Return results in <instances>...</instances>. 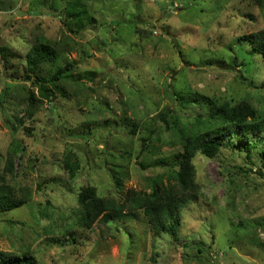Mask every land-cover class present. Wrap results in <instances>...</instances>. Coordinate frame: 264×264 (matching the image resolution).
<instances>
[{"label":"rangeland","instance_id":"obj_1","mask_svg":"<svg viewBox=\"0 0 264 264\" xmlns=\"http://www.w3.org/2000/svg\"><path fill=\"white\" fill-rule=\"evenodd\" d=\"M75 2L89 16L81 28ZM263 26L264 0H0V181L25 200L0 212V259L264 264L262 133L248 137L259 144L251 160L229 149L195 155L200 190L177 239L154 236L141 212L80 223L81 195L149 190L168 168L153 164L178 158L182 135L209 122L210 101H246L264 115V61L238 41ZM40 44L57 53L47 76L71 64L51 102L27 76Z\"/></svg>","mask_w":264,"mask_h":264},{"label":"trees","instance_id":"obj_2","mask_svg":"<svg viewBox=\"0 0 264 264\" xmlns=\"http://www.w3.org/2000/svg\"><path fill=\"white\" fill-rule=\"evenodd\" d=\"M69 14L77 26L84 24V20L89 18L81 2L73 3L69 7ZM238 41H243L242 45L249 47L251 55L260 56L264 61V26L258 31L239 37ZM55 56L57 53L51 46L40 44L32 49L27 60L30 72L27 75L28 80L33 79L40 93L50 102L53 101L54 90L63 91L60 82L69 77L71 67L69 64L59 67L48 76L44 74L42 66L52 61ZM210 103L211 107L207 112L209 122L203 128L197 129L194 126L195 128L182 135L183 152L178 158L171 162L167 158H159L153 164L168 168L151 178L149 190L130 189L121 199H102L90 193L81 195V225L88 229L98 221L111 225L129 218L130 214L138 216L141 212L145 228L154 236L168 234L177 239L181 229V212L187 204L197 199L200 190L195 177V155L200 152L213 158L221 154L223 149H229L233 153H245L246 158L251 160L252 152L258 150L259 144L249 141L248 137L256 133L264 134V115L255 105L246 101L235 105ZM12 165V156H9L6 170L11 172ZM3 178L0 176L1 181H4ZM1 181L0 212L22 207L25 200L16 197L11 188ZM114 181L118 189H121L122 185L117 176H114ZM116 228L120 230L119 227ZM0 264L33 263L27 256L3 253Z\"/></svg>","mask_w":264,"mask_h":264}]
</instances>
